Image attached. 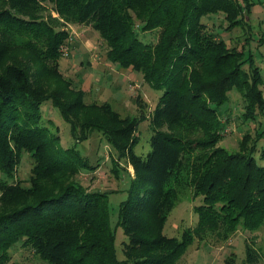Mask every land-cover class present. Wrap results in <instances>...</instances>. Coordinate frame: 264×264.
Returning <instances> with one entry per match:
<instances>
[{"label":"trees","instance_id":"obj_1","mask_svg":"<svg viewBox=\"0 0 264 264\" xmlns=\"http://www.w3.org/2000/svg\"><path fill=\"white\" fill-rule=\"evenodd\" d=\"M5 1L0 25L31 35L21 49L37 64L38 78L19 60L0 71V172L11 178L22 150L33 158L27 186L0 180V264L17 243L46 264H175L195 238L225 240L238 228L254 231L264 223V164L254 157L264 128L246 131L235 151L218 144L224 128L219 108L228 92L238 90L242 116L253 120L264 115L263 79L258 67L244 68L243 52L228 48L200 21L222 12L228 26L240 25L248 0ZM46 7L57 18L42 13ZM61 20L89 24L105 41L110 62L140 72L161 91L150 118V151L130 155L136 178L118 205L116 226L126 236L122 258L106 191L88 190L72 178L89 164L49 134L41 105L57 107L72 136L100 131L118 157L132 145L137 119L120 116L108 102L84 101V91L61 75L60 46L68 37ZM138 30H157L155 42H144ZM48 80L58 85L48 89ZM185 186L202 198L193 206L195 225L180 238L167 236L163 224ZM255 252L246 245L244 264L257 258ZM225 261L234 264L230 255Z\"/></svg>","mask_w":264,"mask_h":264},{"label":"rangeland","instance_id":"obj_2","mask_svg":"<svg viewBox=\"0 0 264 264\" xmlns=\"http://www.w3.org/2000/svg\"><path fill=\"white\" fill-rule=\"evenodd\" d=\"M4 6L6 1L0 0V9ZM246 6L240 25L228 26L229 23L224 19L222 12L203 16L200 21L207 32L213 33L217 39H222L228 48L243 52L246 57L245 69H248L250 64L259 68L263 79V84L259 87L264 96V0H248ZM42 13H50L52 17L57 18L47 7ZM61 23L60 27L68 31L67 41L60 46L62 55L58 59V70L61 75L69 80L72 88L84 91V101L108 102L120 116L137 119L135 129L130 134L131 139L128 140L132 145L124 148L118 157L100 131H86L85 138L72 136L71 124L62 118L59 109L48 101L41 105L44 126L49 134L57 137L62 148L74 147L89 164V168L82 169L72 178L88 190L106 191L109 222L115 233L117 255L122 258V242L126 240V236L122 228L116 226L118 205L127 196L130 180L136 178L130 155L133 153L144 157L150 151V118L161 91L151 88L140 72L110 62L106 57L105 41L89 24L62 20ZM138 35L144 42L154 43L158 34L157 30H138ZM30 38L31 35L26 31L0 25V54L3 55L0 71L7 63L19 60L26 65L34 79L38 78L37 64L25 56L27 51L21 49V45ZM64 50L66 54H63ZM48 83V89L58 85L54 80H48ZM243 105L240 93L233 87L228 92V100L219 108L224 128L221 130L218 144L229 151L238 149V142L246 131L254 135L256 131L264 128V115L257 113L253 120L244 119ZM160 128L166 129V125ZM6 138L9 146H13L10 135ZM263 146L264 135L257 140L254 153L255 159L261 164H264V160L259 158V152ZM17 160L12 177L8 178L0 172V180H5L7 184L19 183L27 186L33 158L29 151L22 150L18 153ZM201 201V196L193 195L191 187H183L167 215L162 232L167 236L180 238L184 229L195 225L197 215L193 206ZM1 206L0 203V208ZM246 245L252 246L256 251L254 255H257L254 261L246 264H264V223L254 231L238 228L225 240L214 236H208L204 241L195 238L175 264H226L225 258L229 255L234 258V264H244ZM8 253L9 259L3 264H46L32 248L20 243L11 247Z\"/></svg>","mask_w":264,"mask_h":264},{"label":"built area","instance_id":"obj_3","mask_svg":"<svg viewBox=\"0 0 264 264\" xmlns=\"http://www.w3.org/2000/svg\"><path fill=\"white\" fill-rule=\"evenodd\" d=\"M63 54H66V50L63 51Z\"/></svg>","mask_w":264,"mask_h":264}]
</instances>
